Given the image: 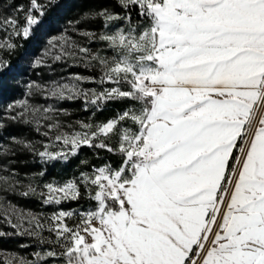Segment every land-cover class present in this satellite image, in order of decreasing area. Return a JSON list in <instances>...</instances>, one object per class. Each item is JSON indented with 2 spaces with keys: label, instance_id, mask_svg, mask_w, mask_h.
<instances>
[{
  "label": "snow or ice",
  "instance_id": "snow-or-ice-1",
  "mask_svg": "<svg viewBox=\"0 0 264 264\" xmlns=\"http://www.w3.org/2000/svg\"><path fill=\"white\" fill-rule=\"evenodd\" d=\"M116 2L125 15H98L105 27L112 21L125 27L80 33L103 42L111 55L68 36L49 41L45 53L98 69L93 82L109 87L83 90L80 83L91 78L76 75L27 88L49 99L82 97L97 108L127 101L125 109L100 124L78 122L84 131L70 132L61 131L51 106L18 101L9 111L49 139L42 150L16 141L41 158H66L63 150H50L55 142L73 155L82 145L105 149L119 163L82 174L93 205L86 211H59L42 221L0 198V216L18 235L51 246L37 260L12 255L3 264H264V0ZM44 8L29 0L26 11L16 9L23 24L0 12V30L28 38ZM14 49L0 42V50ZM19 185L14 173L0 174V191ZM44 188L45 204L82 196L74 181ZM36 193L28 185L20 195Z\"/></svg>",
  "mask_w": 264,
  "mask_h": 264
},
{
  "label": "rangeland",
  "instance_id": "rangeland-1",
  "mask_svg": "<svg viewBox=\"0 0 264 264\" xmlns=\"http://www.w3.org/2000/svg\"><path fill=\"white\" fill-rule=\"evenodd\" d=\"M117 4L116 0H110ZM45 5L46 9L51 5L52 0H38ZM84 0H65L52 10L47 20L34 30H31L29 38L11 36L10 32L0 30V42L8 40L15 44L12 51L0 50V61L7 62L6 65L0 64V77L3 78L0 83V174H15V178L20 181L16 191H0V198L7 204L14 206L24 213H31L38 216L42 221L59 211H86L92 207L84 195V186L81 183L83 173H91L94 168L102 167L106 163L113 166L119 162V157L114 155L113 161H102L96 165L93 160L101 158V150L105 149L88 147L82 145L73 155L70 146L65 147L62 144L52 142L50 150L66 153V158L61 157L56 160L41 158L31 151L17 144L16 141L30 142L38 150H42L49 139L36 131V125L26 124L19 120H12L14 111H9V106H15L18 101H27L33 106H51L55 111V120L63 126L61 131H84L80 123L100 124L114 118L123 111L127 101L113 100L106 104L104 102L99 108L94 105L86 104L84 99H49L40 92L29 94L27 85L37 84L47 88L52 82L67 83L76 75L91 78L89 81L80 83L83 90L96 89L102 91L103 88L110 85H101L93 81L98 80L100 72L98 69L86 68L77 61L72 63L68 58L61 61H55L51 55L45 56V53L51 48L49 41H57L61 36H68L77 43L89 47L93 52H100L101 55H111L106 50L105 44L98 40L88 42L87 38L80 35L81 32L90 31L94 33L112 32L119 27H125L122 21H112L105 27V21L98 15L99 12L107 10L116 14L110 6H87L84 7ZM118 5V4H117ZM23 8L25 11L29 7V0H0V12L4 15L18 16L20 23H24L23 11L17 12L16 9ZM118 7L124 11L119 5ZM35 14V13H34ZM38 15V14H36ZM123 16L125 14H118ZM53 51H58L54 49ZM42 60L43 63L35 67L36 60ZM74 82V81H73ZM114 103L122 105L123 109L116 108L114 114L105 116ZM115 107V106H114ZM20 109L17 108L16 111ZM103 113V114H101ZM47 131V129H42ZM55 130L50 132V136L55 135ZM9 151L4 152L2 149ZM20 162H19V161ZM77 160V161H76ZM74 161L70 168L69 163ZM69 181H74L80 186L82 196L78 200H64L61 204H45L40 192H46L45 184L64 185ZM32 185L37 189L36 194H29L27 197L20 195L21 191L27 190V186ZM76 203V204H74ZM71 223V221H69ZM47 227V224H45ZM0 232L6 233L0 236V264H3L5 258L12 255L23 257L28 260H37L36 253L43 254L50 249L48 244H40L37 238L28 235H18L17 229L13 228L3 216H0ZM45 237L49 236L47 231L43 232ZM39 264H52L47 261H39Z\"/></svg>",
  "mask_w": 264,
  "mask_h": 264
},
{
  "label": "trees",
  "instance_id": "trees-1",
  "mask_svg": "<svg viewBox=\"0 0 264 264\" xmlns=\"http://www.w3.org/2000/svg\"><path fill=\"white\" fill-rule=\"evenodd\" d=\"M64 1L65 0H52L51 5L49 7H47L46 9H44V14L39 17V22L36 25H34L35 26L34 30H37L38 27L41 26L47 20V18L50 16L52 10L55 9L60 3L64 2ZM84 1H85L84 7H87V6H101V7L102 6H104V7L110 6L116 14H125V12L122 11L116 3H114L113 1H110V0H84ZM131 14L134 18L136 17V11L134 9L131 11ZM33 37L34 36H31V37L29 36V38L27 39V42L29 40H32ZM2 80H3V78L0 77V83L2 82ZM108 103H110V102L108 101L106 104H108ZM116 108L121 109V110L123 109L122 105L114 103L113 106L111 105V109H109V111L106 113L105 116H108L110 114H114L116 111ZM101 114H103V113H101ZM100 152H102V154L100 155L101 158H99V156H98V159H95L92 161L93 164L97 165L100 162V159L102 161H109V160L113 161V159L115 158L114 154H112V153H109V152L104 151V150L103 151L101 150ZM113 163L116 166L119 162L116 163V161H113ZM74 164L75 163L73 161V162L69 163L68 166L71 168ZM74 204H76V203H74Z\"/></svg>",
  "mask_w": 264,
  "mask_h": 264
}]
</instances>
